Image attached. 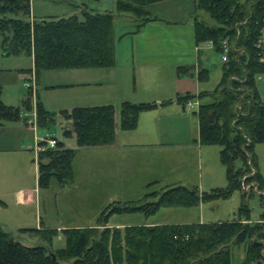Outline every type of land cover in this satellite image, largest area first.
Returning <instances> with one entry per match:
<instances>
[{
  "label": "trees",
  "instance_id": "trees-1",
  "mask_svg": "<svg viewBox=\"0 0 264 264\" xmlns=\"http://www.w3.org/2000/svg\"><path fill=\"white\" fill-rule=\"evenodd\" d=\"M156 1L116 0V9L131 12L137 31L148 21L161 18L149 7ZM199 10L207 12L212 20L201 16ZM80 12L81 16L74 13L38 18L32 14L31 0H0V49L8 55H33L37 73L51 67L113 65L115 13L86 7ZM193 17L196 42L211 41L213 48L227 58L214 89L178 94L176 99L185 106L196 96L212 98L195 110L199 139L220 145L228 185L200 191L198 187L175 184L147 192L138 201L114 202L101 214L97 225L63 228L66 243L60 248L52 246L57 228L25 227L45 240L44 244L27 245L12 237L0 223V264H264V212L255 222L245 221L251 219L247 196L259 192L264 203V178L255 151L256 143L264 141V98L257 81L258 75L264 74V0H195ZM191 68L180 65L178 70L185 73ZM198 73L206 79L209 68L201 66ZM32 92L30 88L22 105L7 104L0 85V124L19 119L23 108L32 109ZM168 101L171 99L161 103ZM158 104L124 100L119 111L113 103L74 106L70 111L63 110L72 122V129L66 127L65 133L74 131L80 146L112 144L118 126L136 128L141 111ZM37 114L40 122L53 115L40 101ZM76 152L77 148L66 146L61 139L56 146L41 150L39 185L47 187L53 178L62 184L73 179ZM250 182L253 185L232 220L125 227L108 224L114 212L150 214L160 206H192L201 200L228 196ZM232 244H245L243 260L235 263Z\"/></svg>",
  "mask_w": 264,
  "mask_h": 264
},
{
  "label": "rangeland",
  "instance_id": "rangeland-1",
  "mask_svg": "<svg viewBox=\"0 0 264 264\" xmlns=\"http://www.w3.org/2000/svg\"><path fill=\"white\" fill-rule=\"evenodd\" d=\"M31 5L32 13L38 18L69 16L79 5L90 10L114 12L118 16L114 21L115 63L110 66L51 67L41 69L39 73L31 70L25 77L22 72L33 66L32 57L26 53L7 56L0 49V85L4 102L22 105L23 98L30 90L27 84L34 85L32 109L23 108L19 119L5 120L0 124V223L12 237L27 245L44 244L45 240L40 234L24 228H39L41 223L54 227L64 225L57 228L58 233L52 244L53 248H60L66 243L63 228L97 225L101 214L114 202L138 201L147 192L175 184L198 187L200 191L228 185L227 165L221 159L220 145L202 143L199 139L198 117L193 111L198 108L199 102L208 100L206 96L192 98V105L187 102L185 106L180 105L179 110L171 105L160 115L152 116L156 112L152 109V112L139 116L138 125L132 131L119 127L120 143H140L146 138L144 129L155 126L159 131H165L168 126L167 129L175 128L177 135H174V131L173 134L164 132L166 140L193 143L190 146H80L74 132L67 135L65 128L72 123L64 116L63 110L70 111L75 105L111 102L119 111L124 100H170L177 97L179 77L170 65L143 69L135 64L133 37L122 36L134 28V23L120 17L131 12L117 11L116 0H31ZM199 11L201 16L212 20L207 12ZM79 15H82L81 12ZM179 31V42H188L190 26L182 30L179 28ZM150 34L158 36L163 33L155 30ZM182 34H185L184 39L180 37ZM172 39L175 43V38ZM207 51L208 59L204 62H208L205 66L209 68V77L201 79L197 73L189 79L193 87L197 85L196 90L214 89L222 76L225 53L220 55L214 48ZM257 80L264 91V75H258ZM37 101L53 117L48 116L44 122H40ZM50 136H56L58 140L77 148L73 161L74 177L65 184L53 178L49 186L43 187L38 181V153L45 149V144L40 141L39 152L36 146L40 139ZM255 151L258 170L264 178V141L256 143ZM251 185L252 182L243 187L246 193ZM19 189H33L36 193L33 192L32 200L20 203ZM244 199L241 188H236L228 196L201 200L192 206H160L150 214L142 211L114 212L109 215L108 224L125 227L154 222L232 220L237 217L235 211H238ZM246 201L251 210V219L245 221L259 220L264 212L260 193L247 196ZM232 252L235 263L243 260L245 244H232Z\"/></svg>",
  "mask_w": 264,
  "mask_h": 264
},
{
  "label": "crops",
  "instance_id": "crops-1",
  "mask_svg": "<svg viewBox=\"0 0 264 264\" xmlns=\"http://www.w3.org/2000/svg\"><path fill=\"white\" fill-rule=\"evenodd\" d=\"M85 6L79 5L76 6V9L74 13H79L82 8ZM149 7L158 13L161 18L159 19H153L148 21L146 24L142 26L140 30L136 31V24L137 22L130 16V15H123L120 16L121 18L130 21L134 23V28L131 30L126 31L122 36H131L133 37V43H132V51H133V57L137 62L139 67L141 66L143 69L145 67H160L161 65H170L175 71H177V77H179V82L177 83V91L176 95L178 94H184L186 92H192L194 94H197V92L200 90H196L195 85L190 83L191 79L190 77H194L198 72L199 68L201 66H205L206 63L204 62L207 57V50H212L213 44L210 41H203L200 43L196 42L195 38V28H194V10H195V0H159L156 1L152 4L149 5ZM73 13V14H74ZM33 14V13H32ZM36 16L35 14H33ZM71 15V14H70ZM118 16L115 14V19ZM115 21V20H114ZM190 26V33L188 35V42L184 41V44L179 42V37L177 36L180 30L184 28L185 26ZM193 26V29H192ZM146 30H150L148 33H144ZM159 31L162 32V35L158 36H153L151 35V31ZM185 34H182L180 36L182 39H184ZM175 38L176 42L173 43V39ZM187 45V46H186ZM3 55H7L4 52H2ZM10 55V54H9ZM33 60V66L30 67L32 70H35L34 68V57L33 55H30ZM192 64V68L187 71V72H179L177 69L178 65H185V64ZM206 67V66H205ZM193 71V72H191ZM191 72V73H190ZM24 73L25 77L28 76L30 71H25L22 72ZM153 73V72H152ZM264 74H262L263 76ZM186 79H184V77ZM190 79V80H189ZM258 81V80H257ZM101 85V84H99ZM259 90L261 92L262 97L264 98V91L263 88L258 84ZM203 90V89H201ZM200 90V91H201ZM205 90V89H204ZM208 98L207 101H210L212 98L210 96H206ZM168 99V98H167ZM157 101L159 104L157 107L152 108L153 110H156L155 113H153L152 116H155L157 114L160 115L163 111H165L166 108H168L171 105H174V109L180 108V105H183L182 103L178 102L176 97L171 98L170 102L167 103H161L160 100H154ZM207 101H201L198 103V106L202 102H207ZM111 102H101V103H94L91 105H98V104H108ZM168 104L166 107L164 105ZM16 105V104H15ZM84 105H89V104H84ZM187 105V104H186ZM78 106V105H75ZM184 106V105H183ZM152 109L144 110L140 115L146 114L148 112H152ZM160 110V111H159ZM197 110V109H196ZM195 113V110L193 111ZM196 114V113H195ZM141 117V116H140ZM198 117V116H197ZM199 122V120H198ZM24 123L28 124L27 121H24ZM72 123V122H71ZM154 126V125H153ZM168 126H166V130L159 131L155 126L150 127L151 129L145 130V137L143 138V142L141 141L140 143H120V136H119V126L117 127L116 130V139L115 142L112 144L108 145H98V146H109L112 148H130L129 146H140V147H166L167 145H186L190 146L193 143H184L178 142L176 140H166L164 132H169L176 136V131L175 128L173 130V127L170 129H167ZM69 128L72 129V125L69 126ZM135 129V128H134ZM132 129V130H134ZM180 128H178L179 130ZM129 130V131H132ZM74 132V131H73ZM72 132V133H73ZM65 142V141H64ZM66 146L72 147L68 142H65ZM29 148H32L31 146ZM221 148V147H220ZM219 148V150H220ZM38 171H39V165H38ZM151 185V184H150ZM243 191V195L246 194L244 189H241ZM36 193L35 190H28L25 191V189H19L18 190V198L20 200V203H26L27 201H30L34 197V193ZM236 213V211H235ZM202 221V220H198ZM220 221V220H219ZM162 223H169V222H162ZM150 224H161L158 222L150 223ZM113 226L114 224H109ZM117 226V225H116ZM42 227H54L45 223H41L39 228ZM64 225H58L57 227L54 228H62Z\"/></svg>",
  "mask_w": 264,
  "mask_h": 264
},
{
  "label": "built area",
  "instance_id": "built-area-1",
  "mask_svg": "<svg viewBox=\"0 0 264 264\" xmlns=\"http://www.w3.org/2000/svg\"><path fill=\"white\" fill-rule=\"evenodd\" d=\"M263 40H264V38H263ZM223 57H224V59H226V58H227L226 54H224ZM27 86H28L29 88H32V87H33V89H34V85H33V83H28ZM192 104H193V102H192L191 99H190V100L188 101V105H192ZM40 141H44V142H43V143L45 144V145H44V148H46V147H48V146H50V147H54V146H56L58 139H57L56 136L44 137V138L40 139V140L38 141L37 146H36L37 152H39V149L41 148V146H39V145H40ZM41 143H42V142H41ZM243 187L246 188L245 185H243Z\"/></svg>",
  "mask_w": 264,
  "mask_h": 264
},
{
  "label": "water",
  "instance_id": "water-1",
  "mask_svg": "<svg viewBox=\"0 0 264 264\" xmlns=\"http://www.w3.org/2000/svg\"><path fill=\"white\" fill-rule=\"evenodd\" d=\"M53 256H55V254L53 253Z\"/></svg>",
  "mask_w": 264,
  "mask_h": 264
}]
</instances>
